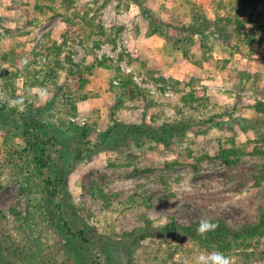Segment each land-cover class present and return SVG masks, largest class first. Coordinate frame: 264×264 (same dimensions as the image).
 <instances>
[{"label": "rangeland", "instance_id": "1", "mask_svg": "<svg viewBox=\"0 0 264 264\" xmlns=\"http://www.w3.org/2000/svg\"><path fill=\"white\" fill-rule=\"evenodd\" d=\"M102 2L76 0V6L87 4L95 11ZM38 5L46 9L43 14ZM195 7L211 18L231 15L244 21L243 32L229 45L218 32H207L206 44L212 49L207 60L199 41L190 46L191 57H186L181 45L150 34L151 19H156L160 29L179 37L182 32L176 26L189 23ZM74 11L57 0H0V96L24 98L23 110L11 107L17 109L16 114L0 111V164L6 162L7 146L15 148L18 143L25 147L21 136L24 120L35 118L44 122L45 127H38L40 131L49 130L57 137L51 153L56 166L69 174L70 218L89 225L96 236L117 237L124 231L140 229L145 226L144 214L155 227L173 219L190 225L216 216L226 218L233 226L253 222L264 208V156L252 151L256 132L245 130L240 123L243 119L252 124L258 119L264 121V112L258 110V103L264 102V0H113L102 10L108 36L112 37L117 27L122 29L116 47L102 45L97 51L99 58L108 55L124 72L133 73L135 81L152 92L153 103L148 107L141 99L121 101L119 89L112 86L119 83L115 71L97 67L88 77L83 99L78 101V115L66 118V125L89 124L97 136L114 122L142 123L146 112L154 126L186 120L191 112L182 108L181 96L191 88L206 91L210 106L202 115L213 120L194 122L196 132L177 138L171 147L162 143L141 148L125 145L96 154L74 142L75 131L61 124L60 118H65L62 115H36L38 108L54 96L55 107L48 112L63 108V95L74 85L67 70L61 71L58 88L50 83L36 85L49 69L46 55L39 57L36 52L64 42L68 32L64 15L73 18ZM37 19L41 22L36 23ZM78 28L77 21L73 31ZM85 28L88 31L89 27ZM73 50L74 62H82L86 49L76 44ZM161 77L166 84L154 79ZM120 103L123 106L117 108ZM3 105L9 106L0 100V107ZM227 149L236 151L231 156L234 163L215 158ZM202 154L213 158L199 162L197 157ZM166 162L176 163L166 167ZM0 172L12 174L4 168ZM99 188L109 197V204L98 196ZM145 190L153 195L151 206L141 196L131 198ZM13 205L25 210L26 199L19 183L9 177L0 183V210L8 215L10 223ZM48 224L34 227V232L42 236L41 246L51 252L59 247L60 235ZM123 244L124 250L118 249L116 255L124 257V264L130 258L133 264H192L195 255L206 252L196 242L161 236L160 232L142 240L143 246L132 251ZM60 255L64 257L63 251ZM230 256L233 264H264V237L256 247Z\"/></svg>", "mask_w": 264, "mask_h": 264}, {"label": "trees", "instance_id": "2", "mask_svg": "<svg viewBox=\"0 0 264 264\" xmlns=\"http://www.w3.org/2000/svg\"><path fill=\"white\" fill-rule=\"evenodd\" d=\"M67 9H75L74 17L66 16L68 23V32L65 34L62 44L55 43L53 47H45L36 52V56L48 58L47 65L49 69L44 72L43 78L38 79L36 85L52 84L55 88L59 87L61 71L67 72L74 79V85L67 88V93L63 95V104L60 110L51 113L49 109L55 107L53 99L49 100L43 107L38 108L36 115H51L60 114L62 117V125L70 127L71 131H75L74 142L79 147L84 148L90 153L96 154L101 151L118 150L127 145H136L141 148L143 145L151 143H162L167 147H171L177 138L185 137L189 131L193 129V123L212 121L213 118H203V111L210 106V99L205 90L191 88L187 92H182V101L184 102L183 109L190 110V115L186 120H176L175 122L164 121L159 126H154L147 120V112L142 123H125L122 121L114 122L107 129L100 131L97 136L91 132L89 124L79 125L75 122H69L66 125V118L77 116L78 101L83 99L82 91L88 83L90 73L97 67L110 69L115 71V79L119 81L117 85L112 83V86L119 89V97L128 100L141 99L146 102L149 107L153 102L152 92L141 86L134 79V74H128L121 69L119 63H114L113 58L104 55L99 58L97 51L104 44H111L116 47L118 33L122 27L119 26L112 31V37L108 36V31L102 22V10L107 8L113 0H103L94 11L86 4L82 7L76 6V0H57ZM99 0H95L98 2ZM194 6V3L191 2ZM53 7V8H52ZM41 14L46 11L43 6L38 5ZM54 10V6H50ZM192 19L189 23L178 25L182 32L179 37L175 38L168 32L160 29L156 19L150 24V34H158L168 42H174L179 46L186 57H191L190 46L196 45L199 41L200 47L207 56L211 52L206 44L207 32H218L224 40L225 44H231L232 38L240 35L243 32L244 21L242 18L231 15L216 16L211 18L205 10L192 8ZM79 19V28L73 31V24ZM41 20L37 19L36 23ZM171 26V24H167ZM85 27H89L88 31ZM200 40H198V38ZM175 38V39H174ZM175 40V41H174ZM91 42V43H89ZM76 44L83 46L87 55L82 62H74L72 56L74 53L73 47ZM207 49V51L205 50ZM65 53V60L61 59V54ZM53 56V58H51ZM211 56V53H210ZM124 58L121 54L120 59ZM53 59V60H52ZM209 57H206V60ZM53 61V63H52ZM201 63V62H198ZM36 78V76H35ZM157 81H166L163 77L154 78ZM254 87V86H252ZM165 90V87L161 88ZM178 91V90H177ZM68 94V96H66ZM60 99V98H59ZM123 104H119L120 108ZM64 108L66 111H64ZM258 110L264 112V102L258 103ZM0 111H10L16 114L17 109L3 105ZM202 119H200V118ZM243 119L241 125L245 130L252 129L256 132V143L253 146V153L264 156V121L258 119L254 124ZM39 128H43L44 122L38 119L24 120L21 136L24 138L25 147H20L17 143L15 148H9L6 156V162L0 164L2 168L7 169L8 173L0 172V183L9 177L19 183L21 191L26 199V208L21 210L17 205H13L10 213L13 215V221L10 223L8 215L0 210V264H124L123 256L117 258V250L125 248L131 251L141 245V241L156 235L160 232L161 236H175L178 239L190 240L198 243L206 252L218 250L230 255L238 250L245 251L246 249L256 247L260 238L264 237V208L259 212L257 218L253 222L239 224L233 226L226 218L216 216L209 220L217 223V228L214 231L207 233L205 236H200L196 232V228L201 221L193 222L190 225H184L173 219L170 223L164 226L153 225V221L143 215L142 219L145 226L132 230L124 231L117 237L113 236H96L94 229L89 225H81L70 216L69 208L71 207L68 201V177L69 174L63 168L57 166L53 161L51 148L55 135L51 132H42ZM56 127V124H55ZM236 151L221 150L215 158H221L226 163H234L231 159ZM79 157V156H78ZM213 158L209 154H202L197 157L198 161H203ZM176 162H166V167L174 166ZM55 164V165H54ZM98 196L104 199L106 204H109V197L99 188ZM141 196L148 206H151L153 195H148V191L143 193L135 192L131 196L136 199ZM48 227L56 229L60 235L58 245L55 251L47 252L42 245L40 235L36 236L34 227L47 223ZM11 224V225H10ZM44 230V228L42 229ZM98 237V238H97ZM97 238L98 240H96ZM123 244V245H122ZM96 249V252H95ZM63 251L64 257L60 253ZM59 253V254H58ZM60 257H59V256ZM121 259V261H120ZM132 258L127 260V264H133Z\"/></svg>", "mask_w": 264, "mask_h": 264}, {"label": "clouds", "instance_id": "3", "mask_svg": "<svg viewBox=\"0 0 264 264\" xmlns=\"http://www.w3.org/2000/svg\"><path fill=\"white\" fill-rule=\"evenodd\" d=\"M27 63V60H24ZM0 100H5L9 107H18L23 110L24 98H10L6 96H0ZM217 223L209 219H202L197 228L196 232L200 236H205L207 233L214 231L217 228ZM192 264H233L232 257L225 254L224 252L213 250L208 252H200L192 258Z\"/></svg>", "mask_w": 264, "mask_h": 264}]
</instances>
